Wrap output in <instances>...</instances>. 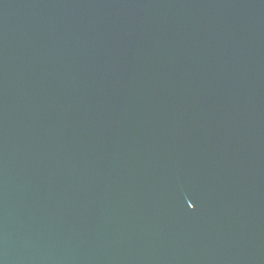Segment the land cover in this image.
I'll return each instance as SVG.
<instances>
[{"label": "water", "instance_id": "1", "mask_svg": "<svg viewBox=\"0 0 264 264\" xmlns=\"http://www.w3.org/2000/svg\"><path fill=\"white\" fill-rule=\"evenodd\" d=\"M0 264H264V0H0Z\"/></svg>", "mask_w": 264, "mask_h": 264}]
</instances>
